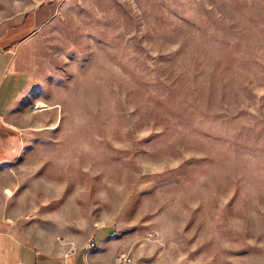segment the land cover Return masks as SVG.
Returning a JSON list of instances; mask_svg holds the SVG:
<instances>
[{
	"label": "rangeland",
	"instance_id": "1",
	"mask_svg": "<svg viewBox=\"0 0 264 264\" xmlns=\"http://www.w3.org/2000/svg\"><path fill=\"white\" fill-rule=\"evenodd\" d=\"M41 6L0 220L69 249L111 228L134 264H264V0H0V19Z\"/></svg>",
	"mask_w": 264,
	"mask_h": 264
},
{
	"label": "crops",
	"instance_id": "2",
	"mask_svg": "<svg viewBox=\"0 0 264 264\" xmlns=\"http://www.w3.org/2000/svg\"><path fill=\"white\" fill-rule=\"evenodd\" d=\"M50 6L17 12L0 19V170L13 165L23 150V121L33 106L35 72L28 58L33 36L52 18ZM6 180L0 181V198ZM10 193L7 191L5 194ZM10 221V220H9ZM0 220V264H116L123 252L114 230L104 228L76 249L53 239L41 243L29 237L27 229ZM90 238V239H92Z\"/></svg>",
	"mask_w": 264,
	"mask_h": 264
},
{
	"label": "built area",
	"instance_id": "3",
	"mask_svg": "<svg viewBox=\"0 0 264 264\" xmlns=\"http://www.w3.org/2000/svg\"><path fill=\"white\" fill-rule=\"evenodd\" d=\"M87 244L89 249H94L97 246L93 238L90 239ZM116 264H134V261L133 258L128 253L120 252L116 258Z\"/></svg>",
	"mask_w": 264,
	"mask_h": 264
},
{
	"label": "bare ground",
	"instance_id": "4",
	"mask_svg": "<svg viewBox=\"0 0 264 264\" xmlns=\"http://www.w3.org/2000/svg\"><path fill=\"white\" fill-rule=\"evenodd\" d=\"M8 194H10V193H8Z\"/></svg>",
	"mask_w": 264,
	"mask_h": 264
}]
</instances>
